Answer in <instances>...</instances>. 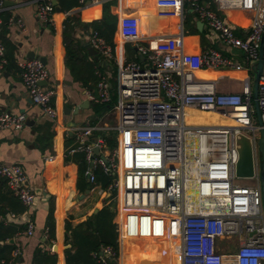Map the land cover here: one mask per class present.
I'll return each mask as SVG.
<instances>
[{"label": "built area", "instance_id": "2783aa9c", "mask_svg": "<svg viewBox=\"0 0 264 264\" xmlns=\"http://www.w3.org/2000/svg\"><path fill=\"white\" fill-rule=\"evenodd\" d=\"M79 0L80 5L98 4L99 0ZM204 0H156L160 16L183 17V5L198 15L210 32L218 35L222 45L240 51L245 68L259 59L261 39L264 38V0H212L221 12L238 10L251 14L244 36L238 37L231 23L219 17ZM0 0V15L5 10ZM54 6L51 0H38L36 16L41 23L54 26ZM23 26L21 20L9 23ZM0 17V30L2 27ZM90 46L104 58H112V50L96 32L89 37ZM137 52L147 62L117 61V94L113 106L116 124L98 129L109 135L115 131L116 149L108 156L101 150L103 140L84 145L93 135L90 127L74 131L91 166L85 172L90 182V169L100 167L104 173L116 175L107 192H115L118 207L120 237L126 240L171 238L179 254V264H264V214L259 179L257 138L264 131V65L258 80L257 105L262 126L253 125L252 96L243 80L242 93H218L214 81L198 79L197 72L218 68L241 71L243 66L224 58L213 49L198 53L185 52L181 33L174 37L146 39L137 45ZM6 65L5 46L0 39V70ZM20 78L30 100L49 119H56L51 104L54 91L45 89L49 73L38 59L23 60L18 65ZM102 103L110 101V85H98ZM91 100H94L89 95ZM215 111L235 122L232 127L190 126L185 111ZM23 114L0 113V130L19 131L24 128ZM247 136L252 142L253 183H236L235 166L238 152L235 137ZM97 149L99 156L94 154ZM0 178L27 209L33 208L35 195L25 185L26 177L17 164H0ZM101 195L105 192L99 190ZM15 214H0V224L15 221ZM25 236L33 233L28 222ZM236 238L238 248L227 252ZM225 246L220 248V241ZM53 251L52 246L49 249ZM18 254L12 252L8 263ZM107 258L119 264V256L109 248L101 251L103 264ZM0 264H5L0 260Z\"/></svg>", "mask_w": 264, "mask_h": 264}, {"label": "crops", "instance_id": "0c3cea01", "mask_svg": "<svg viewBox=\"0 0 264 264\" xmlns=\"http://www.w3.org/2000/svg\"><path fill=\"white\" fill-rule=\"evenodd\" d=\"M5 1L11 2L12 5H7L8 7L4 5L5 10L2 13L9 15L13 21L21 20L23 26L19 28L17 24L12 22L5 29L1 27L0 30V39L5 46L6 57V65L0 70V113L23 114L26 122L24 128L19 131L0 130V164H17L22 168L28 184L26 186L33 190L35 202L31 209H27L20 203L21 206H16L15 210L21 209V212L10 213L9 202L0 198L1 211H6L8 214H15L16 216L15 221L10 224L26 225V228L28 222L33 225L32 235L25 236L19 232L10 240V243L12 241L15 246L14 250L18 251L13 260L8 263L14 250L11 252L10 259L7 262L0 260L4 261L5 264H32L33 254L37 248L46 252L52 246L53 251L49 252L56 256L55 264H66L65 251L71 249V245L65 241V223L68 222L72 227H75L111 202L114 204L112 223L117 234V250L115 251L110 247L106 248L111 249L116 256L120 255L122 245L130 244L133 241L138 243L145 242V244L140 243L145 246L152 242H167L171 238L126 240L120 237L117 224L119 212L114 199L115 192L109 193L107 189L102 190L96 184L94 171L95 169H100L103 174L112 178V182L116 175L106 174L100 167L92 168L90 170L94 178L93 182H90L84 173L85 177L82 183L83 186L86 185L87 190L84 193L79 192L77 187L78 165L72 156L81 154L84 157V161H86V157L84 153L76 151L80 143L75 139L74 131L84 127L95 129L93 135L86 138L84 145H91V142L96 141L94 139L103 140L104 146L101 153L105 156H108L111 151L116 149L115 136L106 135V133L96 130L107 125L104 122L107 113L110 111L114 112L113 106L116 103L117 94V65L115 59L118 61L121 58L123 63H140L142 67H146L147 62L144 58L141 62L137 52V45L146 39L174 37L181 33L185 52L198 53L204 49H213L224 58L240 64L244 69L238 72L224 68H218L215 71L205 69L197 72L196 77L198 79L213 80L218 93H242L245 85L243 80H247V88L252 96V104L254 68L257 62L251 68H245L244 59L240 51L224 47L218 35L210 32L207 26L200 21L198 15L191 12L190 7L185 3L182 8L184 16L181 18L160 16L159 10L155 5L156 0H145L151 4V6L146 7H125V1L128 2L127 0H113L114 4L110 6V13L116 18V30L111 46L97 31H92L90 28L92 21L101 19L102 4L107 0H99V3L95 5H89L88 3L86 7L80 5L78 0V7L68 12H62L61 9L60 12H56L54 7L53 27L41 23L37 18L36 3L38 0ZM87 1L89 0L85 2ZM207 1L211 2V5L208 6L213 12L231 23L236 36H244L250 25V13L238 10L221 12L212 3V0H204L203 3ZM95 7H99V18L91 20L89 10ZM149 10L152 13V26L150 29L138 37L130 36L129 32L132 34V23L128 25L130 22L128 20H134L135 22L133 18L135 15L140 17L144 14V11L147 12ZM71 15H76L79 21V25L75 28L74 36L79 40L80 45L85 47L86 61L92 66L94 74L91 69L89 71H78L75 68L73 59L68 61V65L66 63L63 29L65 20ZM199 22L202 23V28L199 26L200 30L197 28ZM94 32L111 48L112 58L102 57L90 46L89 37ZM5 41L9 44L10 49L6 47ZM87 47H91L96 54L90 55ZM29 52H33L36 58H44L45 60L44 65L49 77L45 85L42 86L45 89L54 91L51 104L56 110V119L47 118L41 109L33 104L22 83L18 65L20 61L32 60L27 57ZM9 54H11L10 59ZM83 66L85 67V65ZM207 72L210 73L206 74L209 75L208 78L203 77L202 75ZM104 80L110 85V101L101 104L95 100L100 98L98 85ZM235 82L242 84V87L239 88L238 85H234ZM114 86L115 89H113ZM89 95L94 100H91ZM113 96L115 103L111 107ZM85 101L88 102V105H84ZM195 114H192L193 117H195ZM192 118L189 121L192 125L210 126V124L199 125V122ZM114 119L116 121L115 112ZM27 121L33 122L31 126H26ZM109 141L114 142V148L108 149ZM66 151L70 155L68 158ZM96 156H99V152ZM86 163V170H88L91 166L87 161ZM99 190H102L105 194L101 195ZM87 191L88 193L86 194ZM3 193L5 192L0 190V194ZM112 193L114 196H112ZM81 196L84 197L81 199ZM6 198L9 197L6 195ZM95 210L96 212H94ZM50 216L54 221V239L49 242L46 240L47 222ZM70 251L73 253V250ZM125 256L128 264H133L134 254L129 252ZM99 262L103 264L100 256ZM105 264L117 263L114 259L107 258ZM165 264L169 263L165 261ZM175 264H179V254Z\"/></svg>", "mask_w": 264, "mask_h": 264}, {"label": "trees", "instance_id": "16d2710c", "mask_svg": "<svg viewBox=\"0 0 264 264\" xmlns=\"http://www.w3.org/2000/svg\"><path fill=\"white\" fill-rule=\"evenodd\" d=\"M58 6L62 12H68L73 8L78 7V0H57ZM114 4L113 0H107L102 4V17L98 21H92L90 28L92 31H97L99 35L105 39V41L112 46L113 36L116 30V18L110 13V6ZM125 7L132 6L125 1ZM144 7V6H137ZM151 10L144 11L142 16H134L135 22L131 25L132 37H138L139 35L147 32L152 26ZM91 20L99 18V7L95 15L91 16ZM1 18L3 21V28L5 29L9 24L10 16L2 13ZM130 21V20H128ZM79 25V21L76 15L69 16L64 22L63 29V44L66 50V63L73 59L75 68L78 71L91 69L94 74L92 66L86 61L85 47L80 45L79 40L74 36L75 28ZM126 28L125 25H123ZM5 45L9 48V44L5 41ZM10 49V48H9ZM9 59L11 54L8 55ZM85 65V67L83 66ZM113 100L115 98L113 96ZM66 156H70L66 151ZM74 161L78 165V183L77 187L80 193H84L87 190L86 185L83 186L84 173L87 168V163L84 161V157L81 154H75L72 156ZM94 178L96 184L102 190L107 189L111 184L112 178L101 172L100 169H95ZM6 181L0 178V190L5 193L0 194V198L9 202L11 212L20 213V210H15L16 206H21L20 202L12 196L6 186ZM6 195L9 198H6ZM112 196L114 194L112 193ZM114 204L111 202L109 205L104 206L97 213L92 214L82 223L72 227L70 223H65V241L69 242L71 249L65 251L66 264H100L99 256L102 249L110 247L113 250H117L115 226L112 223L114 217ZM2 214V213H0ZM26 225L15 224H0V259L7 262L10 259L11 252L15 249L14 244L10 243L15 235L19 232L25 231ZM54 239V221L52 217H49L47 222V240ZM176 242L169 239L167 242H152L148 246L142 245L137 241H133L130 244L122 245L120 249V255H125L129 252L134 254L133 264H165V261L169 264H175L177 262L178 253L173 250L176 247ZM70 250H73L71 253ZM56 256L50 254L49 251L43 252L41 249H36L33 254L32 264H55Z\"/></svg>", "mask_w": 264, "mask_h": 264}, {"label": "water", "instance_id": "95a60500", "mask_svg": "<svg viewBox=\"0 0 264 264\" xmlns=\"http://www.w3.org/2000/svg\"><path fill=\"white\" fill-rule=\"evenodd\" d=\"M51 2H52V5H54L55 7L56 12H60V8L57 5V1L51 0ZM4 4L5 6L12 5L11 2H6V1L4 2ZM199 26L200 28H202L201 22L197 24L198 30H200ZM87 50L90 55L96 54V52L91 47H87ZM27 57L29 59H38L43 64H45L44 58H36L33 52H29L27 54ZM139 59L141 62L143 61V57L140 55H139ZM263 65H264V38L261 39L260 48H259V59L254 68L253 107H254V117L256 120L257 128L262 126L260 111L257 105V95H258V80L263 70ZM41 85H45V83H41ZM84 105H88V102L85 101ZM32 123L33 122L27 121L26 126L29 127L31 126ZM95 140L96 139H94V141ZM235 146L238 152V161L235 166V177L240 178V179H250L254 176L252 142L247 136L243 134H238L235 137ZM257 148H258V156H259V179H260V188H261V193H262V207H263V214H264V131L262 129H259V137L257 138ZM93 152L95 155H98L97 149H94ZM25 185H28L27 182L25 183ZM87 193L88 191L86 192V194ZM83 197L84 196H81V199ZM0 212L4 215L7 214L6 211H1V207H0ZM94 212H96V210Z\"/></svg>", "mask_w": 264, "mask_h": 264}, {"label": "rangeland", "instance_id": "374dc122", "mask_svg": "<svg viewBox=\"0 0 264 264\" xmlns=\"http://www.w3.org/2000/svg\"><path fill=\"white\" fill-rule=\"evenodd\" d=\"M234 85H238L239 88L242 87V84H239L237 82L234 83ZM115 89V86L114 88ZM115 101L113 100L111 107L114 105ZM193 117V115H192ZM194 119H196L199 122V125H223V126H227L230 125V121L226 118L221 117L220 115H216V114H208V113H196L195 117H193ZM192 118V119H193ZM190 119L187 121V123H189ZM104 122L107 124V126H109L110 128H113L116 124V121L114 119V112L110 111L107 113L106 115V119L104 120ZM253 125L256 126V120L254 119ZM110 135L115 136L116 132L115 131H111ZM111 147H115L114 142L109 141L108 142V149H110ZM112 148V149H113ZM236 183L240 186H248L250 184H252L253 182L249 179H238L236 180ZM238 241L236 240V238H233L231 240V251H230V247L227 251H225V253L227 252H232L235 251L238 248ZM223 246H225V241L222 240L220 241V248H222Z\"/></svg>", "mask_w": 264, "mask_h": 264}, {"label": "bare ground", "instance_id": "6f19581e", "mask_svg": "<svg viewBox=\"0 0 264 264\" xmlns=\"http://www.w3.org/2000/svg\"><path fill=\"white\" fill-rule=\"evenodd\" d=\"M130 4L134 5V6H151V4L147 3L148 1H145V0H127ZM97 8L98 7H95L94 9L92 10H89L91 15H95L96 11H97ZM134 20H130V22L128 23V25H130L131 23H133ZM130 36L132 35L131 32H129ZM206 74H210L209 72L207 73H204L202 76L205 77V78H208L209 75H206ZM193 113H208V114H216V115H220L221 117L223 118H226L230 121V125H227V126H221V125H210V126H201V127H232L235 125V122L233 120H231L230 118L228 117H224L223 115L219 114L218 112H215V111H200V110H196V109H187L185 111V120H186V123L189 119L192 118V114ZM188 125L190 126H196V125H192L190 123H187ZM142 244H145V242H140ZM119 264H128L127 262V259H126V256L125 255H121L119 256Z\"/></svg>", "mask_w": 264, "mask_h": 264}]
</instances>
